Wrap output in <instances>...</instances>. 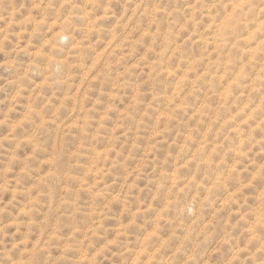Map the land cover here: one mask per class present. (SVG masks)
I'll use <instances>...</instances> for the list:
<instances>
[{
	"label": "rangeland",
	"instance_id": "1",
	"mask_svg": "<svg viewBox=\"0 0 264 264\" xmlns=\"http://www.w3.org/2000/svg\"><path fill=\"white\" fill-rule=\"evenodd\" d=\"M102 2L64 0L54 21V0L36 3L0 28V221L80 237L77 264H111L122 240L140 246L137 264L173 245L176 260L191 245L188 264L201 248L218 264L233 176L264 171V39L240 36L219 0H128L118 16ZM181 197L199 203L183 237Z\"/></svg>",
	"mask_w": 264,
	"mask_h": 264
},
{
	"label": "clouds",
	"instance_id": "2",
	"mask_svg": "<svg viewBox=\"0 0 264 264\" xmlns=\"http://www.w3.org/2000/svg\"><path fill=\"white\" fill-rule=\"evenodd\" d=\"M50 2L52 0H0V21L4 22L0 28L6 26L19 9L25 6L29 9L34 8L36 3H40L43 9ZM109 6L116 8L117 16L122 7L127 6L129 12L135 7L134 3H129L128 0H103L101 7ZM209 6L215 5H201L205 11ZM162 7L171 8V5H162ZM62 8L61 20L67 16L71 5L65 7L64 0H54L48 13L49 20H56L57 12ZM218 8L224 16L231 17V28L236 29L240 36L259 31L258 38L264 39V0H219ZM87 10V5L78 6L80 15ZM36 15L39 17L40 13ZM164 19L165 17L162 16L161 20ZM115 22L114 20L113 23ZM229 34L231 35V32ZM0 39L3 37L0 36ZM56 43L61 48L73 43L71 27L57 38ZM250 166V162L245 163V167ZM239 178L240 173L237 172L233 176V180L239 181L235 185L238 194L233 204L236 214L225 229L228 255L222 262L219 257L217 261L218 264H264V171L255 167L243 177L242 181ZM173 211L176 213V228L183 237L185 229H180V224L186 220L195 222L199 214V203L193 202L191 198L185 200L181 197L174 205ZM188 226L191 225L187 224L186 227ZM41 232L44 233L42 238ZM51 236V230L43 221L35 224L31 220L27 223L16 221L12 227L0 221V264H77L78 254H82L87 248V242H81L80 237L68 239L67 234L62 240H50ZM67 244L73 246L72 252H64ZM200 244L203 245L204 240H200ZM139 248V245L133 246L128 240H122L119 245L109 250L107 259L111 264H137ZM94 251L95 249L89 252L90 258ZM113 253L117 256L113 257ZM154 253L156 249L153 247L139 264H148ZM191 253L192 246L189 245L185 253L179 255V260H176V245H173L169 250L155 256V264H188L187 255ZM62 256L66 258L61 259ZM206 256L207 250L201 248L195 253L196 258L192 264H208ZM96 264H106V261L102 257Z\"/></svg>",
	"mask_w": 264,
	"mask_h": 264
}]
</instances>
